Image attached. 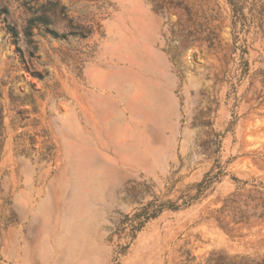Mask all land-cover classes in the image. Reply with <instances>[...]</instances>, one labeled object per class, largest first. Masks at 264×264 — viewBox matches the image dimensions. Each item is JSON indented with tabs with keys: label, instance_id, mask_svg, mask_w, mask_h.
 Instances as JSON below:
<instances>
[{
	"label": "rangeland",
	"instance_id": "obj_1",
	"mask_svg": "<svg viewBox=\"0 0 264 264\" xmlns=\"http://www.w3.org/2000/svg\"><path fill=\"white\" fill-rule=\"evenodd\" d=\"M0 264H264V0H0Z\"/></svg>",
	"mask_w": 264,
	"mask_h": 264
},
{
	"label": "trees",
	"instance_id": "obj_2",
	"mask_svg": "<svg viewBox=\"0 0 264 264\" xmlns=\"http://www.w3.org/2000/svg\"><path fill=\"white\" fill-rule=\"evenodd\" d=\"M13 32V28L10 29V32ZM152 206L151 203H148L143 209H142V212L137 214L138 216L139 215H142L144 217V220L148 219V218H151V217H154L156 216V214L158 213V211L161 210V205H158L159 207H157V209H152L149 211V207ZM166 206H170V205H166Z\"/></svg>",
	"mask_w": 264,
	"mask_h": 264
}]
</instances>
